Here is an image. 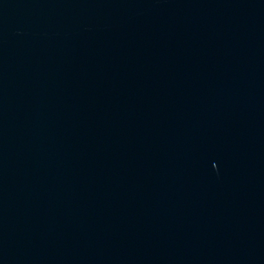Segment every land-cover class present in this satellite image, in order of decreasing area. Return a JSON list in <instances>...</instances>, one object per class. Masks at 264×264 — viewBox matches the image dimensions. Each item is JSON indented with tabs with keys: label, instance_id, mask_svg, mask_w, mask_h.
Wrapping results in <instances>:
<instances>
[{
	"label": "water",
	"instance_id": "obj_1",
	"mask_svg": "<svg viewBox=\"0 0 264 264\" xmlns=\"http://www.w3.org/2000/svg\"><path fill=\"white\" fill-rule=\"evenodd\" d=\"M0 264H264V0H0Z\"/></svg>",
	"mask_w": 264,
	"mask_h": 264
}]
</instances>
